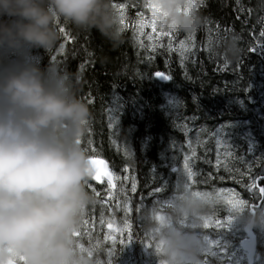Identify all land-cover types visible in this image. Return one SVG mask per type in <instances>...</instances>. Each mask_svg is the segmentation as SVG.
I'll use <instances>...</instances> for the list:
<instances>
[{"label": "trees", "instance_id": "16d2710c", "mask_svg": "<svg viewBox=\"0 0 264 264\" xmlns=\"http://www.w3.org/2000/svg\"><path fill=\"white\" fill-rule=\"evenodd\" d=\"M112 2L125 5L119 45L113 46L96 29L78 31L61 23L66 33L53 49L29 52L42 68L52 62L79 79L81 98L91 111L82 143L92 158L106 161L115 177L114 190L106 181L88 184L97 202L80 226L81 244L98 247L107 224L122 225L127 218L135 261L140 263L141 243L147 240L136 206L161 201L181 180L186 181L185 157L196 173L191 187L213 192L234 189L254 205L261 200L264 13L255 9V0H192L200 5L196 10L206 22L189 42L182 33L158 35L159 27L155 32L151 27L140 31L138 22L151 13L136 0ZM227 34L237 35L244 49L230 65L211 53ZM157 71L170 79H157ZM249 184L256 187L249 190ZM155 187H162L161 193L149 195ZM125 197L130 198V215L124 211ZM228 214L224 210L216 218ZM259 254L264 261V247H259Z\"/></svg>", "mask_w": 264, "mask_h": 264}, {"label": "clouds", "instance_id": "9594fccd", "mask_svg": "<svg viewBox=\"0 0 264 264\" xmlns=\"http://www.w3.org/2000/svg\"><path fill=\"white\" fill-rule=\"evenodd\" d=\"M136 2L154 5L162 31L190 37L206 22L192 0ZM255 9L264 13V0H255ZM61 23L121 43V16L112 0H0V264H99L97 249L81 248L74 236L97 202L87 188L97 165L82 143L89 105L77 77L25 56L53 49ZM243 51L235 34L211 49L226 65ZM222 210L264 230V205L227 207L215 192L181 180L167 198L141 208L138 222L148 242L141 244L156 264H203L197 230Z\"/></svg>", "mask_w": 264, "mask_h": 264}, {"label": "rangeland", "instance_id": "374dc122", "mask_svg": "<svg viewBox=\"0 0 264 264\" xmlns=\"http://www.w3.org/2000/svg\"><path fill=\"white\" fill-rule=\"evenodd\" d=\"M25 56H27L33 62L37 61V59H35V57L32 56L29 51L25 53ZM172 191L173 189L170 190V193ZM215 193L220 196L224 204H226L228 207H232L228 203L230 199L243 200L249 204V201L241 198L240 193L236 192L234 189H218L215 191ZM262 205H264V203H262ZM223 212L224 210L220 211L217 216L223 215ZM127 214L130 215V212ZM216 221L217 220L215 218H210L207 220L209 227L199 230L200 233H197L203 241L205 248L204 253L208 255V264H222V262L225 260L226 264H241L244 259V255L242 254L238 244L240 238L242 237V231L245 225H243L239 220L233 219L232 215L227 217L224 222H221L220 226L217 225ZM112 224H114L117 228L116 232H112V237L115 239V244H113L112 238H105L110 232L106 231L102 243L98 244V247L96 245V255L97 259L99 260V264H109V261L111 264H139L133 259V239L128 243L127 238L129 233L131 234L130 229H124V224ZM211 226L215 228L220 227L221 229L214 230L212 234L210 233ZM120 229H123V231H120ZM256 230L260 238V247L262 248L264 247V230L259 227H256ZM121 237H123L125 240L124 244L120 243ZM98 249L102 252L99 253ZM98 254L100 255L98 256ZM151 258L155 257H153L150 252L146 251L143 247V250H141V259L143 260L142 264H156V260L152 261Z\"/></svg>", "mask_w": 264, "mask_h": 264}, {"label": "snow or ice", "instance_id": "6c2138e0", "mask_svg": "<svg viewBox=\"0 0 264 264\" xmlns=\"http://www.w3.org/2000/svg\"><path fill=\"white\" fill-rule=\"evenodd\" d=\"M193 7L197 8L199 7L200 5H197L196 3H193ZM113 7L114 8H119L120 12V16H121V24L124 23V20H123V10L125 8V5L123 3H120V4H113ZM149 10H150V17L149 18H145V19H141L139 22H138V29L140 31H142L145 27H151V29L155 32L156 29H157V23H156V15H155V12L157 11L154 7V5H152L151 3L149 4V6L147 7ZM59 31L61 34H65L66 33V29L64 27H59ZM173 33L172 31H162L160 30L158 35H169ZM262 35H264V32H262ZM66 39H70L69 37L65 36ZM149 39L151 40L152 37L149 36ZM193 40V35L190 36V37H187V41H192ZM180 45H181V48H184L185 45H186V41H180ZM169 47L171 48V39L169 40ZM64 48V45L61 44L60 46V50H63ZM251 51H254V49H251ZM154 75L158 78H161V79H170V76L169 75H165L159 71H157L156 73H154ZM111 126V125H110ZM95 151V150H93ZM241 159H243V157H241ZM93 162L97 165V172L96 174L94 175L93 177V180H95L96 182H101L102 181V177H106L107 178V184H108V187L109 189H113L116 187V185L114 184V175L108 170V166L106 165V162L103 160V159H98V158H92ZM175 171V169H173ZM125 171H127V169H125ZM184 173L186 174V185L187 186H190V182L193 181V177L196 175V173H194V171L192 170V168L189 166V161H188V158L185 157V164H184ZM249 188V190L253 189L254 187H256L255 184H249L247 186ZM93 191H95V189L93 188ZM121 192L124 191L123 188L120 189ZM131 191L132 192H136L137 191V182H136V179L135 177H133L132 179V183H131ZM162 191V187H155L153 188L152 192L149 193V195H153V194H158V193H161ZM259 194L261 197H264V187H260L259 188ZM97 195H99V193H97ZM110 195H112V193H110ZM115 198V197H113ZM129 199L128 197H125V200L123 202V207H124V211L125 213L127 214L128 212L132 211L131 207L129 206ZM156 202H159V200H157ZM244 201L243 200H234V199H230L228 201V203L232 206V207H236V206H239L241 203H243ZM119 203V201H118ZM141 210V205H137L136 206V211L139 212ZM217 225L220 226L221 225V221L217 220L216 221ZM204 227L205 228H208L209 227V223L206 221L205 224H204ZM109 228H112V225L111 223L109 224ZM131 228V225L127 223V218L125 219V222H124V229H130ZM120 231H123V229H120ZM74 236L77 238V241H78V246H80L81 248H85L81 243H80V237L82 236V233H81V230H79L78 232L74 233ZM106 239H109V238H112L113 239V244H115V239L112 237V232H109L108 233V236L105 237ZM128 243L132 240V237H131V234L129 233L128 235ZM120 243L121 244H124L125 243V240L123 237H121L120 239ZM91 254V253H90ZM22 259V258H21ZM7 264H15L14 261L12 260H9L7 262ZM109 264H111V262L109 261Z\"/></svg>", "mask_w": 264, "mask_h": 264}, {"label": "water", "instance_id": "95a60500", "mask_svg": "<svg viewBox=\"0 0 264 264\" xmlns=\"http://www.w3.org/2000/svg\"><path fill=\"white\" fill-rule=\"evenodd\" d=\"M156 78H158V77H156ZM158 79L165 80V79H161V78H158ZM98 159H101V158H98ZM106 165H107V163H106ZM108 170H109V168H108ZM103 180L107 181V178L106 177H102V181ZM93 181L95 183H98L95 180H93ZM101 182H99V183H101ZM109 229L112 230V229H114V227L112 226V228H109ZM245 232L247 234V238L244 239L241 242V248H242L243 251H245L247 253L248 264H252L253 258H254V254H255V250H256V238H255L254 234L252 233L251 228L246 227L245 228Z\"/></svg>", "mask_w": 264, "mask_h": 264}, {"label": "flooded vegetation", "instance_id": "af4514ba", "mask_svg": "<svg viewBox=\"0 0 264 264\" xmlns=\"http://www.w3.org/2000/svg\"><path fill=\"white\" fill-rule=\"evenodd\" d=\"M80 229H81V228H80ZM197 233H200V231L197 230ZM207 257H208V255H207L206 253H204L202 259L205 260V261H208V258H207ZM205 263L207 264V262H205ZM242 264H245V263H242ZM255 264H259V263L256 262Z\"/></svg>", "mask_w": 264, "mask_h": 264}, {"label": "bare ground", "instance_id": "6f19581e", "mask_svg": "<svg viewBox=\"0 0 264 264\" xmlns=\"http://www.w3.org/2000/svg\"><path fill=\"white\" fill-rule=\"evenodd\" d=\"M158 79V78H157ZM160 80V79H159ZM223 126V125H222ZM144 143V142H143ZM125 150V149H124ZM125 153V152H124ZM126 155V154H125ZM131 157V156H130ZM127 158V157H126ZM146 161V160H145ZM125 163V162H124ZM172 164V163H171ZM261 197V196H260ZM262 202V197H261V200L256 204V205H254V204H251L250 202H249V205L250 206H252V207H254V206H258L260 203Z\"/></svg>", "mask_w": 264, "mask_h": 264}]
</instances>
